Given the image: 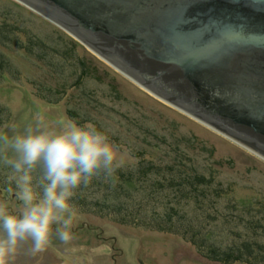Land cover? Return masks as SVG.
<instances>
[{"label":"rangeland","instance_id":"obj_1","mask_svg":"<svg viewBox=\"0 0 264 264\" xmlns=\"http://www.w3.org/2000/svg\"><path fill=\"white\" fill-rule=\"evenodd\" d=\"M4 23L19 33H9L11 43L18 46L7 43L0 49L11 65L6 80H0V106L9 113V117L0 113V136L11 137L37 126L59 130L65 120L91 123L123 156L124 163L116 170L132 174L139 185L134 191L126 188L112 172L110 177L122 187L121 201L128 200L126 192L138 201L149 196L153 200L148 215L174 209L179 213L174 221L181 218V224L204 228L211 244L254 249V256L244 253L242 261L234 264H244V259L247 264H264V159L160 100L17 0H0V25ZM0 154L10 155L2 142ZM0 175L11 180V169L3 162ZM197 175L213 179L202 196L190 186L170 183ZM96 177L77 188L73 197L105 204L108 188L117 186ZM150 179L161 182L160 189L167 195L151 194L148 189L145 194L141 188ZM0 207L11 214L22 210L17 198L3 193ZM75 213L69 242L53 236L50 245L36 254L30 251V242L22 243L10 264H222L204 258L175 233ZM147 214L143 212L148 220Z\"/></svg>","mask_w":264,"mask_h":264},{"label":"water","instance_id":"obj_2","mask_svg":"<svg viewBox=\"0 0 264 264\" xmlns=\"http://www.w3.org/2000/svg\"><path fill=\"white\" fill-rule=\"evenodd\" d=\"M264 159V0H17Z\"/></svg>","mask_w":264,"mask_h":264},{"label":"clouds","instance_id":"obj_3","mask_svg":"<svg viewBox=\"0 0 264 264\" xmlns=\"http://www.w3.org/2000/svg\"><path fill=\"white\" fill-rule=\"evenodd\" d=\"M0 142L10 151L0 154V162L11 169L22 207L19 214L0 207V264H10L22 243L30 242V251L36 254L50 245L53 236L69 242L76 216L74 191L100 171L111 174L124 163L109 137L91 123L65 120L59 130L37 126L0 136Z\"/></svg>","mask_w":264,"mask_h":264},{"label":"trees","instance_id":"obj_4","mask_svg":"<svg viewBox=\"0 0 264 264\" xmlns=\"http://www.w3.org/2000/svg\"><path fill=\"white\" fill-rule=\"evenodd\" d=\"M14 31L19 33L17 28L12 27L9 24L4 23L3 25H0V49L2 47H7L8 45L18 46V44H16L15 42L11 43L10 41V40L12 41L14 40L11 37H9V33L13 34ZM33 44L35 43L32 42V45ZM25 50L29 52L27 48H25ZM10 71H11V65L8 62L7 58L2 55V52L0 50V80L2 79L6 80L7 77L6 74H8V72ZM0 113L1 115L3 113H7V110L3 106H0ZM7 115L9 117V113H7ZM152 167H154L155 170H157V167L155 166ZM173 169L174 168L172 166L168 170L169 172H171L173 171ZM113 173H115L124 182L126 188L133 189V191L138 189L139 185H136V180L132 174L124 173L123 171H119V170H115ZM144 174L146 175V172H144ZM157 175H159V173H157ZM97 176L101 178H107L109 185L115 184L117 188L114 189V186H111L110 188L107 187L111 191L110 194H107L105 196V198L103 197L104 200H106L105 204L102 202L100 203L94 201H87L86 198H81L76 196L73 197L71 203L74 206L75 212L89 213L96 217L111 221L119 225L137 226L142 230L147 229V231L151 230V231H158L163 233H168V232L175 233V235L181 236L187 242L194 245L201 256L213 262H219L222 264H234L236 262L242 261V258L240 257L241 255L243 256L244 253L249 258L254 256L253 254L255 253L254 249L249 250L248 245L242 246L243 250L242 248H238L237 250H232V249H224L211 244L210 240L208 239L210 233L204 230V228L202 229V227L198 228L191 225L181 224L180 223L181 218H178V222L174 221L173 218L179 216V213H177L174 209H171V211L165 212L164 214L153 212L150 215H148L147 208L150 204V200L152 201L153 198L149 196H144V199L138 201L134 197L130 196L129 193L126 192L125 197L128 200L125 201L126 200L125 199L124 201H121L124 195H121V193L118 192L121 191L122 187L119 186V183H116L117 179L115 180L113 177H110V174H107L104 171H100L97 174ZM163 180L167 181V178ZM149 181L151 183H149L148 185L146 184L144 185V187L141 188L145 192V194L148 192L146 189H148L151 191V194L158 193L162 196L167 195L164 189H160L162 187L159 186L161 182L158 183L156 182V180L154 182L152 179H150ZM170 183L173 184L174 186L176 184H177L176 186H180V185L190 186L193 191L198 193L199 196H202L204 193L203 189L209 188L213 185V179H208L206 178V176L203 175H197L192 179L185 176L181 179V181L180 180L176 181L175 179H173V181H171ZM36 190L40 191L39 188H37ZM179 190L181 194H184L182 193L183 189L181 190L180 188ZM16 192L17 189L14 180L12 179L9 180L6 177L5 178L0 177V193L8 195L11 198L13 197L17 198ZM95 194L96 193H94V195H92L91 198H94ZM216 195H218V192H216ZM136 205L137 207H135ZM143 212H145L147 216H150L148 220L143 216ZM177 225L181 228H177L176 227ZM244 262H245L244 264H247L249 261H247V259H244Z\"/></svg>","mask_w":264,"mask_h":264}]
</instances>
